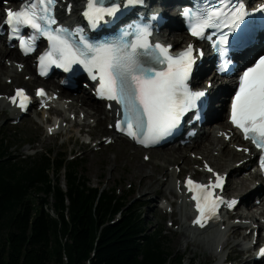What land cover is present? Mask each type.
I'll return each instance as SVG.
<instances>
[{"label": "snow or ice", "instance_id": "1", "mask_svg": "<svg viewBox=\"0 0 264 264\" xmlns=\"http://www.w3.org/2000/svg\"><path fill=\"white\" fill-rule=\"evenodd\" d=\"M143 2L124 0L123 7L142 5ZM55 5L56 0H31L20 10L6 9L5 24L13 34H18L21 27H29L49 41L50 49L39 58L41 75H46L52 65L65 71H71L73 65H81L91 79L99 81L98 95L120 106L122 119L116 127L146 146L171 135L186 113L198 109L197 102L206 96V92L195 91L188 83L196 63L192 45L174 56L170 46L150 43L149 26L140 24L128 26L118 37L108 41L89 42L82 29L70 32L64 27L53 28L57 24L53 14ZM121 7L118 0H112L107 6L104 0H87L83 16L95 28L105 21V17H115ZM255 12L264 14V4L256 7ZM252 14L243 0H219V6L209 5L195 11L186 8L182 12L191 22L190 32L194 37L211 40V36L205 35L206 30H219L213 47L221 54L227 51L224 46L229 34ZM225 28L227 32L223 31ZM36 39L37 35L28 39L20 37V47L25 54L34 51ZM199 54L203 55L202 52ZM230 63L224 61L219 70L226 71ZM38 95L45 96L46 93L41 89ZM17 97L20 98L19 106L25 108L28 97L23 90H17L13 103L17 102ZM194 118L199 119L198 111ZM231 122L242 131L245 140L264 152V56L242 72L231 103ZM260 167L264 169V155L260 157ZM224 180L219 174L210 184L196 183L191 178L187 180L188 191L195 193L192 199L200 213L194 223L203 227L202 221L215 217L221 204L229 208L237 204L236 200L225 201L215 195V189H223ZM259 255L264 256V249Z\"/></svg>", "mask_w": 264, "mask_h": 264}, {"label": "trees", "instance_id": "2", "mask_svg": "<svg viewBox=\"0 0 264 264\" xmlns=\"http://www.w3.org/2000/svg\"><path fill=\"white\" fill-rule=\"evenodd\" d=\"M11 149L0 138V264H184L141 206L92 187L77 160Z\"/></svg>", "mask_w": 264, "mask_h": 264}, {"label": "bare ground", "instance_id": "3", "mask_svg": "<svg viewBox=\"0 0 264 264\" xmlns=\"http://www.w3.org/2000/svg\"><path fill=\"white\" fill-rule=\"evenodd\" d=\"M80 1L81 0H68V3L72 5L74 13L78 11ZM65 7H67V4ZM166 9L168 13L167 15L169 17L175 18V11L168 7ZM172 13L173 16L169 15ZM2 20L3 6L1 5L0 1V25ZM161 37L164 41L171 42L175 46L180 45L185 40L191 41L184 30L170 34L167 33V30H164ZM170 37H172V39ZM1 41L2 40L0 38V42ZM3 41V46H0V78L6 77L8 81L7 83H4L0 86V93L13 96L14 87L12 88L11 93H9V90L13 85L20 82L28 83L29 85H26L28 90H30L34 83L42 85L49 90H61L59 85H57L53 79L45 81L36 76L34 64L31 62L32 58H28L27 60L21 58L16 50H12L10 44H7L5 40ZM207 81H209V78L202 81V87L206 86ZM57 95L58 97L65 96V98H67L69 110L74 111L76 114L83 112L87 118L97 119L98 126H101L103 130H105L104 122L109 119H114L118 114L117 109L108 111L105 107H102L101 103L95 102L91 96L87 97L86 94L84 95L85 97L83 99H76L73 95L65 93L63 90L62 93L59 92ZM7 108L9 110L11 109L12 120H16L17 111L14 109L12 100L0 101V113L2 115L7 114ZM214 111L217 115V119H222L224 121L226 120V118H224L225 99H219L218 95H216L213 99L212 110L210 113H213ZM56 113L60 116L62 115L59 110H57ZM42 120L45 119L42 118ZM67 120L68 118L65 117L64 121L66 122ZM44 127H46V129L50 132L63 130V125L58 119H55L51 125L47 124L46 122ZM212 127V131L206 132L195 140H190L188 145L184 147L174 145L164 149L149 150L150 155L156 159V162L153 165L139 161V153L145 150L136 146L134 156H131L133 157L134 161L129 163L126 152L131 145L130 141L123 138L117 139L119 136L115 135L114 133L112 134L107 132L106 130L105 131L112 139V143H109V145H112V149L115 150L114 165H117L118 158L126 163L121 166L122 168L130 165L133 171L132 173L127 174L125 178L132 182L138 181V185L136 186L135 190L141 194V197L146 198L149 196V194H155L157 198L160 196H163L164 198L168 197L173 206L177 205L178 212H171V216L172 218H175V216L180 215L181 224L183 227H185V231L182 232V237L186 236L187 239L191 238L187 231L194 232L195 234L201 236L215 230L212 234V238L207 241L204 240V243L202 245L200 244L199 246V250L203 254L207 253V244L212 246V251L209 252V254H205L207 260H213L214 257L222 260V250L229 244L234 243V240L238 239L241 241L234 243L232 249L238 251V256L242 262H244V264H251L252 260L251 262L248 261L250 256L246 258L244 255L246 253H250L252 247L245 246L243 242L248 241L253 234L257 233L258 237L256 242L263 240V238L259 235L261 234L259 232L261 230L264 232V222H258V219H264V204H261L260 207L253 206V203L250 202V199L255 198L257 200H262V203H264V187L260 184V182H258L259 175L257 172L243 173L248 167L251 166L254 158L251 156H246L245 154H239L231 148L232 145L234 148L237 146H242L244 144L242 137L233 129H231L230 125L226 121ZM227 135H231V139L229 141H227ZM101 150H103L102 147H98L97 151ZM215 150H218V154L216 156H214ZM197 154H200L202 159H209V161L206 160L205 163L212 165L217 171L218 168L222 166L225 167V172H229V175L231 174L232 177L234 176V179H232V183L229 186V190L232 193H236L237 196L235 197L241 198V202L243 201L245 204H247L248 209L243 213L229 215V220L237 215L238 218L242 219V222L237 223L233 221L229 222L228 224V219L226 216H224L221 220L212 222L206 228L199 229H195L191 224L192 222H190V224L186 222V219L190 215V207L188 204V199L183 193V186L175 180V177L177 176L180 178L182 174L186 173L187 175L195 173L200 174L203 177L209 176V174L206 173L205 168H193V166L197 164V158L195 157ZM238 158V162L242 161V164L239 166H237V164L234 162ZM90 165L91 167H95V158L91 159ZM116 169L113 170L112 168V174L116 172ZM240 172L241 175H238ZM255 181H257L258 184H256V189L252 190L251 188ZM227 194H229V192ZM152 201L155 202L156 199L152 198ZM242 229H247L250 231L242 234ZM177 243H179V240ZM254 260L255 259L253 258V263Z\"/></svg>", "mask_w": 264, "mask_h": 264}, {"label": "rangeland", "instance_id": "4", "mask_svg": "<svg viewBox=\"0 0 264 264\" xmlns=\"http://www.w3.org/2000/svg\"><path fill=\"white\" fill-rule=\"evenodd\" d=\"M2 6L4 7V5ZM169 15L173 16V13ZM170 38L172 39V37ZM186 42L187 41H185V43ZM0 46L3 45H1L0 43ZM7 81L8 79L6 77H1L0 86L4 83H7ZM26 85L29 84L22 82L17 83L10 88L9 93H11L13 87L14 90L18 87L28 90V87H26ZM36 86L39 85L37 83H34L28 91L33 93ZM11 97L12 96L6 95L5 93H0V101L10 100ZM52 106L54 107V109L49 111L48 109H41L40 106L37 105L33 110H31L29 115L23 116L20 120H12V113L8 108L6 110V115H2L0 113V133L2 134L0 138L4 136L7 139L8 144L12 147L11 150L13 152V155L17 156L18 158H34L36 152L48 150L53 152V157L61 158L63 156H66L67 161L72 159L74 156H79L78 163L81 164V167L83 169L82 171L86 172L89 184L92 187L100 188L101 191L105 190L106 192H111L113 190L118 196H128L129 205L133 206L137 204L141 206V210L143 212L142 217H145L149 230L153 233L162 231V235L166 240L165 245L171 248L177 256L184 257V264H216L220 261V259H217L214 256L213 260L206 259L205 254H209V252L212 251V246L210 244H207L206 246L207 253L203 254L199 250L200 244L202 245L204 243V240H210L215 230L201 236L197 234H191L189 233V231H187L188 235L193 239H187L186 236L182 237V232L185 231V227H183L181 224L180 215L175 216V218H172L171 216V212H178L177 205L173 206L168 197L164 198L163 196H160L159 198H157L155 194H149V196H147L146 198H142L141 194L135 190L136 186L138 185V181L132 182L129 179L125 178L127 174L132 173L133 171L130 165L122 168L121 166L126 163L124 161H121L120 158H118L117 160V165H114L115 150L112 149V145H109V142H112V140L109 139L110 136L107 134V132L113 134L112 119L106 120L104 122V129L107 131L106 132L101 126H98L97 119L87 118L83 112H79L76 114L74 113V111L69 110L67 100H54ZM102 107H104V105ZM57 110H59V112L62 114L61 116H57ZM48 114H50V116L53 118L56 117L61 122V124L63 125V130H57L56 133L52 135V132L48 131L46 127H44L46 125V121L48 120ZM65 117L68 118L66 122L64 121ZM42 118H44L45 120H42ZM225 121H219L217 124ZM51 124L52 123H49V125ZM212 130L213 127L207 129V131ZM90 137L92 138L91 143ZM227 141H229V138H227ZM98 147H102L103 150L97 151ZM231 148L239 154H244V151L238 152L233 145L231 146ZM134 152L135 146L131 144L126 152L129 163L134 161L133 157H131L134 156ZM217 154L218 150H215L214 156H216ZM39 156L40 155H37L36 157ZM195 157L197 158V164L194 165L193 168L196 169H202L206 160L209 161V159H202V156L200 154L195 155ZM93 158H95L96 160L95 167H91L90 165L91 159ZM138 159L139 161L148 163L150 165H153L156 162V159H154L150 155L149 151L140 152ZM237 160H239V158L234 161L236 164L239 163ZM253 166L254 164L248 167L247 170H245L243 173L255 172ZM112 168L113 170L117 168L116 172L113 174L111 172ZM218 170L225 172V167L221 166L218 168ZM186 174H182L180 178L176 176L175 180L178 181L181 185L183 177ZM238 175H241V172ZM232 179H234V176L232 177L230 174L229 186L232 183ZM61 181L62 186L64 187V177L61 178ZM258 182L255 181L251 189H253V187H255V184H257ZM229 186L227 187L226 193L229 192L230 196H237L236 193H232L229 190ZM152 198H155L156 201L153 202ZM250 202L253 203V206L256 207H260L261 204H264L262 203V200H257L255 198H251ZM247 209L248 205L242 201L234 214L243 213L247 211ZM191 221V217L188 216L186 222L190 224ZM233 221L240 223L242 222V219L238 218V216L236 215L229 220V222ZM260 221L264 222V219L259 218L258 222ZM241 231L242 234H245L250 230L242 229ZM4 237V233L0 234V242L4 240ZM257 237L258 234H253L248 241L243 242L245 246L252 247L251 252L244 255V257L246 258L250 256V259L248 260L249 262H251V257L253 258L257 252L254 247V242L256 241ZM178 240L179 243H177ZM239 241L241 240L236 239L234 240V243H237ZM234 243H231L225 247L224 251L221 253V257L224 260L228 257V262L231 264H244V262H242V260L238 256V251L232 249ZM251 264L254 263L251 262ZM258 264H264V261Z\"/></svg>", "mask_w": 264, "mask_h": 264}]
</instances>
